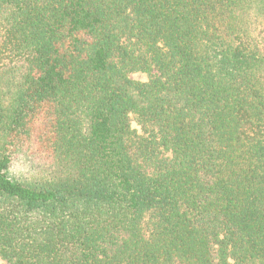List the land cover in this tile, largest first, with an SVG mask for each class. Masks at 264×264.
Segmentation results:
<instances>
[{"label":"trees","instance_id":"16d2710c","mask_svg":"<svg viewBox=\"0 0 264 264\" xmlns=\"http://www.w3.org/2000/svg\"><path fill=\"white\" fill-rule=\"evenodd\" d=\"M0 259L264 264V0H0Z\"/></svg>","mask_w":264,"mask_h":264},{"label":"rangeland","instance_id":"374dc122","mask_svg":"<svg viewBox=\"0 0 264 264\" xmlns=\"http://www.w3.org/2000/svg\"><path fill=\"white\" fill-rule=\"evenodd\" d=\"M131 77L133 79L142 80V81L147 80V78H148L147 75L145 73H142V72L133 73V74H131ZM134 126H137L136 123H134ZM2 262L3 261L0 259V264H2Z\"/></svg>","mask_w":264,"mask_h":264}]
</instances>
